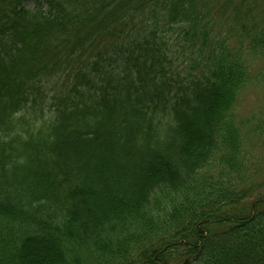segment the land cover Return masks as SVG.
<instances>
[{
  "label": "trees",
  "instance_id": "1",
  "mask_svg": "<svg viewBox=\"0 0 264 264\" xmlns=\"http://www.w3.org/2000/svg\"><path fill=\"white\" fill-rule=\"evenodd\" d=\"M226 1L0 0V264H264V0Z\"/></svg>",
  "mask_w": 264,
  "mask_h": 264
},
{
  "label": "rangeland",
  "instance_id": "2",
  "mask_svg": "<svg viewBox=\"0 0 264 264\" xmlns=\"http://www.w3.org/2000/svg\"><path fill=\"white\" fill-rule=\"evenodd\" d=\"M224 2H227L226 0H222ZM236 3V0H233V2L228 6L227 8V15H231L232 12V6ZM33 4V0H28L26 3V6H31ZM233 36V34H230ZM233 43V42H230ZM177 61V60H176ZM179 62V61H178ZM253 65V64H252ZM253 73L252 75L257 77L258 73V67L257 65H254L252 67ZM253 82V81H252ZM53 93V91H50ZM47 96H51V94L48 92ZM50 102V101H49ZM236 112L239 115L240 119H247L251 116H256L257 118L260 117L262 120H264V87L257 86V83L250 84L245 91L242 93L240 100L236 107ZM256 165H259V163H264V148L263 152L260 157H257L253 161ZM264 168V164H263Z\"/></svg>",
  "mask_w": 264,
  "mask_h": 264
}]
</instances>
